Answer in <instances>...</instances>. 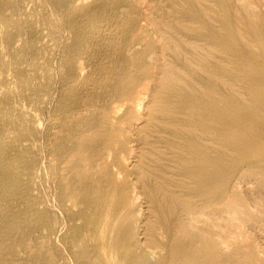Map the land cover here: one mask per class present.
<instances>
[{
    "label": "bare ground",
    "instance_id": "6f19581e",
    "mask_svg": "<svg viewBox=\"0 0 264 264\" xmlns=\"http://www.w3.org/2000/svg\"><path fill=\"white\" fill-rule=\"evenodd\" d=\"M154 1L125 7L141 49L126 32L114 49L101 25L87 30L71 18L65 62L80 76L88 56L87 98L76 92L56 104L58 130L47 127L44 146L30 147L35 157L21 158L20 144L11 155L0 141V198L20 206L6 212L0 202L7 264H264V4ZM7 3L18 12L17 0ZM21 77L14 104L32 88ZM39 110L31 129L28 115L18 120L32 144ZM42 166L40 207L34 185L10 181Z\"/></svg>",
    "mask_w": 264,
    "mask_h": 264
},
{
    "label": "rangeland",
    "instance_id": "374dc122",
    "mask_svg": "<svg viewBox=\"0 0 264 264\" xmlns=\"http://www.w3.org/2000/svg\"><path fill=\"white\" fill-rule=\"evenodd\" d=\"M2 1L0 7L1 12L3 11V13L0 14V48L2 49V58L4 59L0 58V68L3 65L0 69V78H4V81L1 84L0 93L3 91L5 93L7 91V93L5 94L3 92V96L0 94V99L2 100V103H0V141H4L6 145H10L11 155H15L18 152L15 145L20 144L23 148L19 152L20 157L31 158L33 156L35 157L37 154L31 152L30 147L34 150H38L44 146V135L47 127V130H58L54 127L62 115L59 117L56 116L55 113L57 111L54 112L56 110V104L62 99L70 98L76 92L84 93L91 82L90 79H81L83 75L88 73L89 69H92L87 55H82V58L79 60L81 63H85L89 69L82 74L80 73V76L77 74L74 76L68 74L71 68L70 64L67 61L65 62L67 59L66 54L69 51L70 41L75 34L70 19L76 17L80 18L81 22L85 23L87 30L94 29L97 25H101L103 33L107 37V45H111L114 49L122 45L121 38L124 32L126 33L123 39L127 41L131 49H141L142 43L134 41V34L139 32L140 29L134 22L128 20L129 11H127L125 7L131 0H72L74 3L72 6H70L68 2L64 4V7L62 4L54 5L51 0H17L19 14L18 12L14 13V10L10 8L11 6H8L10 4L7 2L10 0ZM258 1L264 4V0ZM154 4L155 1L150 0L149 8ZM2 8L6 12L2 10ZM38 10L41 12H38ZM262 10L264 11V9ZM111 11H113V16H111ZM61 12L63 14V19L58 15ZM34 13L37 15L36 20L31 19ZM88 38L90 40H95L97 35L92 34ZM36 44L40 46V49L34 48L33 45ZM78 56H80V54H78ZM1 62L4 63L2 64ZM6 62L10 63L7 64ZM7 65L9 66L8 68L6 67ZM4 66L6 69L5 71L7 73L9 72L8 74L4 72ZM1 70H3L2 73ZM114 70L121 74L125 72L124 67L121 65ZM4 73L5 77H3ZM18 74L22 77H18ZM67 75H69V79L66 77ZM20 77L21 79L24 77L26 83L30 84L32 88L23 104H14L9 101L11 100V95L16 93V90L18 92V88L20 89L22 86L19 84ZM24 80H21L22 84ZM48 81L49 86L44 87L43 83H48ZM5 84H7V86ZM71 84L78 85V88L72 89L70 87ZM15 85L16 87H14ZM7 89L10 90L8 91ZM85 94L86 93L82 95L83 100L87 98ZM89 98H91V96H89ZM3 102H5L4 105ZM10 103L11 106H9ZM34 105L36 106L34 107ZM36 108L42 111L39 110L41 118L37 126H35L36 128L34 131L36 135V144H32L30 138H20L21 134L26 131L23 127L18 126V120L21 115H28L26 118H29V121H31V110H35ZM52 125L54 127H52ZM33 126V121H31L29 129L33 128ZM14 162L16 161L14 160ZM16 164H18V162H16ZM42 171L43 166L34 173L33 178L32 176L27 177V180L25 176L28 174L25 176L21 175L16 179H11L10 183L14 188L21 186L23 182L31 184L32 186L34 185L35 189H33V192L35 195L38 194L40 196L36 197L39 203L42 194L40 184L42 182ZM3 190L4 187L0 185V191ZM51 198L52 195L50 196V199ZM0 202L5 205L6 212H12L20 207L12 202V196L10 194H4L0 198ZM41 203L42 200L39 205L43 207L44 204ZM36 232L39 233L38 238H41V228ZM54 238H56L55 234L53 236V239ZM1 249L3 250L5 248H0V250ZM21 249L22 251L27 250L24 247ZM3 252L4 250L2 253ZM8 253L0 254L1 264L9 263L11 255Z\"/></svg>",
    "mask_w": 264,
    "mask_h": 264
}]
</instances>
